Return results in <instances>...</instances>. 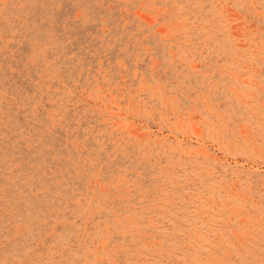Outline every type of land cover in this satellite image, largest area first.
Returning <instances> with one entry per match:
<instances>
[{
    "label": "rangeland",
    "instance_id": "374dc122",
    "mask_svg": "<svg viewBox=\"0 0 264 264\" xmlns=\"http://www.w3.org/2000/svg\"><path fill=\"white\" fill-rule=\"evenodd\" d=\"M0 264H264V0H0Z\"/></svg>",
    "mask_w": 264,
    "mask_h": 264
}]
</instances>
